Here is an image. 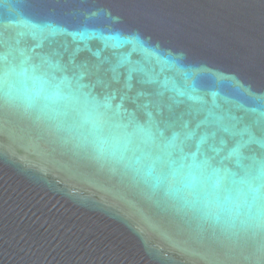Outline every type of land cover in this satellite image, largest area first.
I'll return each mask as SVG.
<instances>
[{"label":"water","instance_id":"obj_1","mask_svg":"<svg viewBox=\"0 0 264 264\" xmlns=\"http://www.w3.org/2000/svg\"><path fill=\"white\" fill-rule=\"evenodd\" d=\"M0 264H264V0H0Z\"/></svg>","mask_w":264,"mask_h":264}]
</instances>
